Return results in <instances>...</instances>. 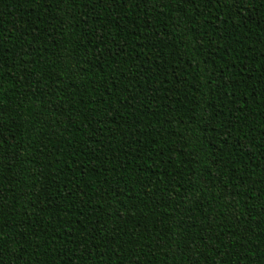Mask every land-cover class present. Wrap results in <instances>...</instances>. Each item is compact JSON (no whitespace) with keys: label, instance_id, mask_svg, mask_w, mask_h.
Returning <instances> with one entry per match:
<instances>
[{"label":"trees","instance_id":"trees-1","mask_svg":"<svg viewBox=\"0 0 264 264\" xmlns=\"http://www.w3.org/2000/svg\"><path fill=\"white\" fill-rule=\"evenodd\" d=\"M0 264H264V0H0Z\"/></svg>","mask_w":264,"mask_h":264}]
</instances>
